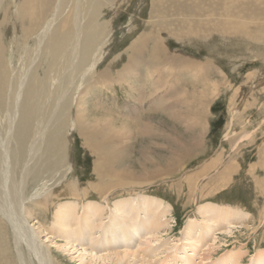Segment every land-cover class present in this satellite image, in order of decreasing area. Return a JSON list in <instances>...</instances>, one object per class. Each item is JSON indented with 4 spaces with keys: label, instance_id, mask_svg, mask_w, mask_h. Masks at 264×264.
<instances>
[{
    "label": "bare ground",
    "instance_id": "obj_1",
    "mask_svg": "<svg viewBox=\"0 0 264 264\" xmlns=\"http://www.w3.org/2000/svg\"><path fill=\"white\" fill-rule=\"evenodd\" d=\"M115 1L0 0V15L3 16V23L0 21V233L4 236L2 243L5 242L2 244L5 247L1 248L3 258L0 257V264H69L63 263L64 255L54 253L53 246L68 254L70 259L76 258V264H163L165 261L164 264H182L183 257V264H195L193 256L202 263L211 264L209 259L220 245L216 235L207 243L208 232L210 235H232L231 228L220 231L217 226L227 223L229 227L236 218L241 219L239 224H234L236 228L248 225L245 224L249 219L245 215L248 210H239L237 202L236 205L227 203L228 200L215 204L209 200L224 191L216 192L217 186L213 185L210 193L205 192L203 184L200 188L204 194L202 197L208 202L200 205L199 209H206L210 213L209 219L199 230L194 229V222L188 221V230L181 233L178 239L184 244L182 246L175 239L172 243L159 241L170 214L168 207L160 206L162 201H157L156 205L147 194L135 193V197L127 195L114 200L109 206L107 199L114 190H138L160 180H172L178 169L171 167L174 161L169 158L166 159L168 166L159 164L154 169H146V163L155 159V153L150 150V144L145 145L144 142L140 145L138 160L142 171L136 173L134 167H122L120 149L125 148H121L122 143L117 140L119 136L110 128L112 115L98 118L93 112L85 113V104L81 99L91 87L105 85L107 81L113 82L119 77L125 81L137 75L138 78L133 79L139 81V66L142 63L145 67L148 65L146 70L151 78L154 77V89L163 90L164 77L169 73L194 71L195 81H198L200 73L209 64L172 50L155 33H169L180 38L205 36L210 32L234 36L244 32L264 8L258 5L257 0H151L150 19L124 48L127 59L121 68L115 70L110 64L102 67L104 58H101L104 53L101 50L112 38L115 17L100 22V18L120 10V5H113L117 4ZM178 15L181 17H175ZM261 16L264 19V14ZM171 23L176 28L167 26ZM1 24L12 32L18 31L20 34L16 35L19 38L22 34L24 42L29 39V50H24L16 65L10 64L5 55ZM163 95L154 98V102L158 100L162 103L166 99H160ZM185 100L181 101L182 105L193 112L197 107ZM177 102L169 107L172 115L162 105L159 109L168 119L190 120V127L195 126L193 123L201 125V114L195 111V119L176 116L178 111L173 109L180 104ZM145 117H138L135 125L141 141L142 137L156 132L153 119L148 115ZM75 138L92 158L95 175L92 181L88 179L81 183L73 170ZM210 160L208 164L202 162V167L192 172H195L193 177L199 180L213 164L219 162V157L214 156ZM219 174L217 180L224 182L225 188L230 178H227L226 171ZM191 181H187V187ZM97 198L106 204L95 200ZM82 199L85 200L80 205L79 214L78 200ZM28 203L54 207L50 228L47 226L44 230L39 218L31 215ZM106 210L110 212L108 215ZM32 219L35 222L31 226ZM6 229L11 236V251ZM43 232L45 240L41 241L40 234ZM49 237H52L51 240ZM56 238L63 242L53 246L46 244L48 240L53 244ZM151 241L153 243L149 244ZM182 250L188 253L185 255ZM243 254L240 248L226 250L214 264H243ZM245 264H264V247L257 248L255 256L248 258Z\"/></svg>",
    "mask_w": 264,
    "mask_h": 264
},
{
    "label": "rangeland",
    "instance_id": "obj_2",
    "mask_svg": "<svg viewBox=\"0 0 264 264\" xmlns=\"http://www.w3.org/2000/svg\"><path fill=\"white\" fill-rule=\"evenodd\" d=\"M257 1L258 5L264 8V0ZM115 2L117 4L113 5H120V10H114L104 18H100V22H102L103 19L108 20L115 17L112 26V38L101 50L104 51L101 58H104L102 67L110 64V67L112 65L117 70L122 67V63L127 59L126 54L123 52L124 48L145 28L146 22L150 19L148 16L151 0H125L123 3L117 0ZM262 14H264V11L255 15L256 18L248 24L244 32H240L241 34L236 33L234 36L210 32V36L187 35L180 38L169 33L160 32L158 34L154 32L172 50L209 64V67L206 68L207 70L205 69L200 73L201 78L198 81H195L194 71L189 73H169V75L164 77L165 85L163 90L162 88L154 89L152 85L154 77L151 78L149 76L148 69L146 70L148 65L146 64L145 67V64L142 63L143 65L139 66V74L141 75L139 81H135L138 78L137 75L136 77H134L135 75L132 76V79L126 78L127 80L125 81L119 77L113 82L107 81L105 85L91 87L81 99L82 103L85 104V109H83L85 113L93 112L98 118L104 115H112L111 119H109V122H111L110 128L113 129V132L116 131V135L119 136L117 140L121 141V148H125L120 149L119 157L121 158L122 167H134L133 170L136 173L142 171L138 160L140 145L143 142L144 144H150V150L153 154L155 153V159L150 162L151 164L149 162L146 163V169H154L159 164L164 167L168 166L167 158L174 161L171 167L178 169L176 171L178 174L172 180H160L149 187L137 188L138 190H132V188L114 190L113 195L110 194L107 199L109 206H112L114 200L127 197V195L130 196L131 194H133L131 197H135L138 194H147L148 197L155 200L154 204L156 205H158L157 201H162L160 206L162 208L168 207L170 214L167 216L168 225L163 230L162 238L159 241L164 242L165 240L172 243L175 239L178 245L182 246L184 244L180 243L178 239L181 233L188 230L187 222H194V229L199 230L206 220L209 219L210 213L205 211L206 209L202 211L199 209L200 205L204 206L208 202L202 197L204 196L200 191L202 184L205 192L208 191L209 193L214 189L213 186H217L216 192L224 189L223 192L217 193L216 199V196L214 197L211 194L212 199L209 200L215 202V204L227 202L228 200L229 202L227 203L231 205L238 203L236 207L239 210H248L245 214L249 217L247 222L245 221V224H248L247 226L235 227L236 225L234 224H239L240 218L232 221L234 223L229 227L227 223L217 226L220 231H224L225 228H231L232 233L234 232L232 235L227 236L220 233V235L218 233L210 235V231L208 232L207 243L216 235L219 237L217 240L219 241L218 245H220L209 259L210 263L212 261L211 264H214L226 250L231 251L237 248L244 251L242 262L245 264L248 258L255 256L257 248L264 247V19L261 16ZM175 17L180 18L181 16ZM2 18L3 16L1 17L0 15V21ZM167 19L169 20L170 18ZM1 22L3 23V21ZM5 24H1L5 55L8 57L10 64H15L24 50H29V39L27 43L24 42L22 34L21 38H19L16 35L19 32H12ZM167 26L175 27V24L171 23ZM232 37L235 39L233 40ZM129 70L131 71V69ZM213 90H215L216 94ZM184 91L186 92L184 93ZM202 91L204 93L203 96H201ZM162 94L164 95L160 99H166L162 103L158 100L154 102L153 99H157ZM140 96H142L141 99ZM136 99L138 100L137 102ZM185 99L192 102L195 105L194 108L197 107L194 111L201 114V121H203L201 125L203 127L196 125L199 123H193L196 127L193 125L190 127L189 124L191 125L192 123L190 120L168 119L166 114L161 111V108L159 109L162 105L163 109H167L172 115L173 111H169V107L178 101L180 104L173 109L178 111L176 116L195 119L194 111L191 112L186 106L182 105L181 101ZM201 102L203 103L202 105ZM142 115L146 116L145 118L148 115L153 119L156 132L144 138L142 137L141 141L135 125L137 118ZM114 139L116 138L114 137ZM116 146L120 148L118 145ZM186 149L189 150L187 151ZM72 156L74 160L73 170L80 177L79 181L81 183L88 179L92 181L95 177L91 163L92 158L77 138L73 140ZM214 156L219 157L218 164H213L204 176L199 177V180L193 177L192 174L195 172H192L202 167V162L208 164V161H212L210 159ZM74 166L76 167L74 168ZM222 171H226L227 178H230L225 188L224 182L217 180V177H220L219 173H223ZM190 175L192 177L189 179ZM186 179L187 181L192 180L189 187L186 185ZM172 183H177V185L172 186ZM205 183L207 184L205 185ZM194 189L197 191L195 192ZM201 197L204 201L201 200ZM213 198L216 201H213ZM84 200H78L79 214H81L80 207ZM95 200L106 204L100 198ZM27 205H29L27 208L29 207V210H31V215L39 218L38 221L42 223L44 230L47 226L50 228L54 207H40L38 205L35 206L34 203H28ZM109 213L108 211L106 215ZM34 222L33 219L30 220L29 225L32 226ZM34 226L36 227V224ZM8 230L6 229V237L11 251V236ZM45 235L44 232L40 234L41 241L45 240ZM51 238L49 237L50 240ZM3 239L4 236L2 237L0 233L1 258H3V255H1L3 249L1 248L5 247H2V244H5V242L2 243ZM62 242L56 238L53 239V244L49 240L46 244L53 246ZM152 243L151 241L149 244ZM198 247L202 248L200 244H198ZM52 249L54 253L65 256L63 263H78L76 258L70 259L68 254L66 255L55 246ZM181 252L185 253V255L188 253L184 250ZM192 258V262L195 264H206L202 263L199 258L197 259L194 256ZM182 260L183 264L184 257Z\"/></svg>",
    "mask_w": 264,
    "mask_h": 264
}]
</instances>
